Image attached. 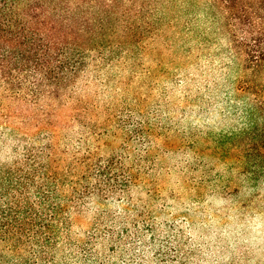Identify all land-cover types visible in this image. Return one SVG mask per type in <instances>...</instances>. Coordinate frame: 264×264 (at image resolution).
Segmentation results:
<instances>
[{
    "label": "trees",
    "instance_id": "obj_1",
    "mask_svg": "<svg viewBox=\"0 0 264 264\" xmlns=\"http://www.w3.org/2000/svg\"><path fill=\"white\" fill-rule=\"evenodd\" d=\"M200 17L236 66L241 124L204 138L208 147L194 135L179 146L166 139L193 141V168L210 153L255 187L264 181V0H0V100L15 107L0 116V146L12 154L0 159V264L190 260L178 227L162 242L154 223V131L164 126L149 122L144 101H127L128 88L116 93L108 71L124 64L134 77L148 39L180 25L200 36ZM136 188L146 200L135 201ZM115 199L118 213L107 208ZM91 202L98 209L75 235Z\"/></svg>",
    "mask_w": 264,
    "mask_h": 264
},
{
    "label": "rangeland",
    "instance_id": "obj_2",
    "mask_svg": "<svg viewBox=\"0 0 264 264\" xmlns=\"http://www.w3.org/2000/svg\"><path fill=\"white\" fill-rule=\"evenodd\" d=\"M199 20L196 27L204 32L201 37L189 34L180 25L177 30L164 27L148 39L143 45V71L134 77L124 64L108 72L116 79V93L128 88L127 101L132 105L144 101L149 122L157 118L164 126L154 131V149L159 159L158 170L152 173L161 194L155 203L158 216L154 222L160 241L169 240L164 238L166 230L175 226L182 232L183 252L190 258L185 264H264V181L251 186L235 166L210 153L203 154L198 168H193V141L177 148L166 139L168 136L179 146L181 137L194 135L208 147L204 138L225 134L241 124L240 102L246 99L245 94L232 88L231 70L235 71L236 66L226 54L225 40L209 33L201 23L203 18ZM0 108V116L4 110H15L8 99L0 100ZM1 125L4 121L0 117V129ZM62 135L61 132L58 139ZM122 144L116 142L114 147L120 149ZM11 157L8 146L1 145L0 159ZM132 196L136 202L146 200L143 189L136 188ZM111 201L109 212H120L119 202ZM96 209L98 206L91 202L88 217L81 220L75 235L84 231ZM144 235L150 243L151 234ZM98 250L108 253L104 246ZM163 260L171 264L170 257Z\"/></svg>",
    "mask_w": 264,
    "mask_h": 264
}]
</instances>
